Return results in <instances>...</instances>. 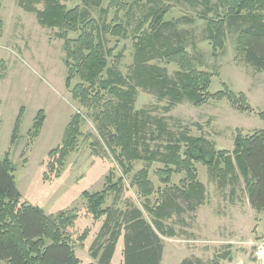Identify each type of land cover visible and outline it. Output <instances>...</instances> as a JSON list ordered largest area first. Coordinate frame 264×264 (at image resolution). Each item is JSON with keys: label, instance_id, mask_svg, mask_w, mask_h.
<instances>
[{"label": "trees", "instance_id": "trees-1", "mask_svg": "<svg viewBox=\"0 0 264 264\" xmlns=\"http://www.w3.org/2000/svg\"><path fill=\"white\" fill-rule=\"evenodd\" d=\"M213 1L184 0L196 12L195 19L184 17L185 23L194 24L197 19L207 23L206 39L216 58L225 51L230 33L236 38L238 56L264 73V0H217L216 4ZM65 2L18 0V5L24 12L35 15L41 27L59 31L57 37L64 42L65 51V86L73 101L91 113L108 148L119 152L117 158L125 174L132 173L135 163L143 162L148 166L161 165L156 175L166 187L175 175L185 176L178 186L166 188L165 195L155 203L150 201L155 186L147 165L134 176L131 185L146 200L144 208L153 218V224L145 220L138 208L129 207L124 213L103 209L110 194H122L123 179L115 182L109 175L102 192L83 193L93 218L105 217L91 247L96 264L113 263L122 237L124 264H161L165 250L161 237L176 236L165 223L175 215L183 223V209L178 201L182 199L191 213L206 204V187L199 180L197 164L206 167L221 188L236 186L243 180L251 208L264 213V131L250 136L238 132L232 152L217 151L207 138L171 131L163 118L152 116L148 109L136 110L138 93L143 91L159 102L167 101V113L184 102L201 108L210 101L224 100L238 112H252L243 94L237 95L227 87L210 93L214 75L199 69L204 59L202 55L193 56L188 52L186 34L178 29L179 22L167 20L173 5L147 0L148 11L137 19L133 30V64L128 75H124L120 68L123 50L117 52V46L111 48L108 44L109 37L127 38L128 25L118 16L110 24L100 23L92 17V11L99 10L106 15L109 9L133 12L139 3L110 0L105 10L104 0H82V6L73 9ZM71 34L76 38H70ZM160 63L176 64L179 71L171 77ZM74 82L77 84L73 86ZM23 116L22 108L15 123L12 145ZM259 117L264 121V113ZM83 119L81 113L73 115L61 144L48 154V169L56 178L77 150L83 134ZM45 121V112L41 110L34 119L31 133L34 139L40 136ZM152 143L158 144L152 148ZM13 170L9 155L0 158V264H82L64 236L77 216L70 212L47 215L41 208L22 202ZM48 174L46 171L43 175L45 180L50 179ZM85 237L86 233L82 239ZM221 259L228 257L218 256L211 263L189 257L181 264H219Z\"/></svg>", "mask_w": 264, "mask_h": 264}, {"label": "rangeland", "instance_id": "rangeland-1", "mask_svg": "<svg viewBox=\"0 0 264 264\" xmlns=\"http://www.w3.org/2000/svg\"><path fill=\"white\" fill-rule=\"evenodd\" d=\"M125 1L127 4L138 2L139 5L133 12L109 9L107 15L94 10L92 17L100 23L110 24L118 16L128 25L127 38L109 37L108 44L111 48L117 46V52L123 50L124 60L120 68L124 75H128L134 56L133 30L137 19L148 11V7L147 0ZM162 3L173 5L167 20L179 22L178 29L186 34L188 52L193 56L202 55L204 65L199 69L214 75L210 93L215 94L227 87L237 95L243 94L252 112H238L224 100L210 101L201 108L184 102L167 113V101L159 102L155 96L143 91L138 93L136 110L148 109L152 116L163 118L171 131L205 137L214 143L217 151L232 152L238 132L250 136L264 131V121L259 117L264 113V73L256 71L238 56L236 38L230 33L225 51L214 57L212 46L206 39L207 23L197 19L194 24H186L184 17L195 19L196 12L184 0H162ZM213 3L216 4L217 0ZM64 4L73 9L81 7L82 0H66ZM109 4L110 0H104L103 9H108ZM38 9L43 10V6ZM58 32L41 27L35 15L21 10L18 0H0V158L9 155L22 202L41 208L47 215L70 212L77 216L64 236L82 264H96L91 247L105 217L93 218L83 193L102 192L109 175L115 182L123 179L122 194H110L103 209L124 213L129 207L138 208L143 211L145 220L153 224V218L144 208L146 200L131 185L134 176L147 165L155 186L151 203L159 201L166 188L178 186L185 176L175 175L170 186L166 187L156 175L161 165L148 166L143 162L135 163L132 173L125 174L117 158L119 152L108 148L91 113L73 101L66 89L64 42L58 39ZM70 38L74 39L76 35L71 34ZM160 65L167 68L171 77L179 71L176 64ZM22 108V125L12 145L15 123ZM41 110L45 112L46 121L40 136L34 139L31 134L34 119ZM76 113L84 117L83 134L77 150L56 178L48 169V154L61 144L66 126ZM157 144L152 143V148ZM196 169L199 180L206 187V204L191 213L182 199L178 201L183 209V223L175 215L165 225L173 229L176 236L161 237L165 244V264H180L189 257L211 263L224 255L228 259H221L219 264H264V213L251 208L243 180L236 186L221 188L206 167L197 164ZM46 171L50 177L47 180L43 176ZM85 233L86 237L82 239ZM122 238L113 264H122Z\"/></svg>", "mask_w": 264, "mask_h": 264}, {"label": "crops", "instance_id": "crops-1", "mask_svg": "<svg viewBox=\"0 0 264 264\" xmlns=\"http://www.w3.org/2000/svg\"><path fill=\"white\" fill-rule=\"evenodd\" d=\"M120 246H121V241L118 243L117 250H116L115 256H114V258H113V262L115 261V258H116V254H117V252L120 250V249H119ZM123 250H124V245H123ZM122 252H123V251H122ZM165 257H166V251L164 250L163 260H162V263H161V264H165ZM120 262H121L122 264H124V257L122 258V260H120ZM112 264H113V263H112ZM180 264H181V262H180Z\"/></svg>", "mask_w": 264, "mask_h": 264}]
</instances>
